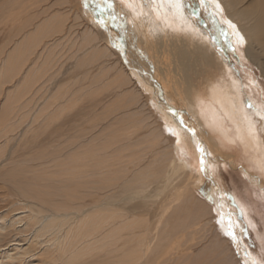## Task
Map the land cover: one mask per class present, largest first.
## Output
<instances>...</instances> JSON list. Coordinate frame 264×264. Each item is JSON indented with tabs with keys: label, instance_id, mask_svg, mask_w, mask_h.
Listing matches in <instances>:
<instances>
[{
	"label": "bare ground",
	"instance_id": "bare-ground-1",
	"mask_svg": "<svg viewBox=\"0 0 264 264\" xmlns=\"http://www.w3.org/2000/svg\"><path fill=\"white\" fill-rule=\"evenodd\" d=\"M110 2L0 0V181L16 197L0 240L34 238L0 255L22 264L41 245L48 264H253L211 178L229 148L264 184V89L243 82L227 54L240 61L244 46L264 79V0H136L139 14L121 3L130 0ZM88 104L98 122L86 132L69 118L92 123ZM13 143L29 155L4 165ZM203 176L213 206L196 194Z\"/></svg>",
	"mask_w": 264,
	"mask_h": 264
},
{
	"label": "rangeland",
	"instance_id": "rangeland-1",
	"mask_svg": "<svg viewBox=\"0 0 264 264\" xmlns=\"http://www.w3.org/2000/svg\"><path fill=\"white\" fill-rule=\"evenodd\" d=\"M130 1L131 2L128 4H127V2L126 3L121 2V3L123 6H126L127 8H129L132 12L134 11L133 13L137 12L139 14L138 10L142 9L140 2H138V3L135 2V4H134V1H136V0H130ZM138 7H139V9H137ZM129 23L131 24V22H129ZM140 30L143 32V29H140ZM207 31H209V30L207 29ZM209 32L212 35H214V31H213V33H212V30ZM148 35H150V33H148ZM139 37H141V34L139 35ZM7 41H8V38L6 36H3V39L1 37L0 38V45H5L7 43ZM239 47H240V49L237 50V53L241 59L240 61H237L236 59H231L232 55H230V53H227L228 57H230V60H232L231 64H232V68L234 69L233 71H235V73L239 74V76L243 80V82H246V83L257 82L258 84H260L259 86H262L264 89V79L262 78L260 71L257 69L256 66H254L251 62H249L246 59L245 54H244L245 47L244 46H239ZM130 48L132 49V50L130 49L132 51V54L135 55V49H133L131 46H130ZM3 57H5V54L3 55ZM74 72H75V70H71V74H69V78L71 76L73 77ZM67 79H66V81L61 82L60 85H62V86L64 84L69 85V82H71V81H69L70 79H68V80ZM8 87H10V86L7 85L5 87V89ZM4 93H5V90H4ZM4 93L2 95H0V102H2L4 100ZM260 93H262V92L260 91ZM256 97L260 99L259 96H256ZM262 100L263 99H260L259 102ZM261 104H260V107L262 106L261 108L264 110V104H262V105ZM97 105H98V103H97ZM88 106H90V107L85 111L86 116H87L86 118H87V121L89 119L92 121V123L88 121L87 124L84 125V118L83 117L79 118L80 116H75V117L69 118V120L71 121V124H70L71 126L83 124V126H82L83 130H85L86 132L92 130L91 125L95 122H98V116H97L98 106L95 108L91 104H88ZM91 112L93 115L91 114ZM1 113H2V110L0 109V114ZM96 117H97V119H96ZM202 117H203V115L201 116V118ZM206 122L204 119L202 120V127L204 128L203 130L205 132H207L210 137H212L213 139L217 140V142H219V140L217 139V136L213 133V129H211V130L207 129V128H209V126L207 125ZM206 126H208V127H206ZM96 130L94 129V131H96V133L98 134V128H96ZM65 133H68L67 129L65 130ZM13 145H16V144L15 143L10 144L8 151H6L4 153L5 156H4V159L2 160L3 162H5L4 165L10 163L12 159H16L18 161H20V159L24 160L25 156L29 155V153L27 152V151H29L28 149L22 150L19 148L18 149L15 148L12 150ZM46 145H48V146H46ZM52 145H53V143H50L49 141H45V142H43V144L40 145V151L46 152L47 150H50V147H52ZM219 146H220V144H218V147ZM219 148H221V146ZM229 150H230L229 148L228 149H222L221 154L225 158L228 157V159H225V161L221 162L215 168H213L214 170H212V171H213L214 177H212L211 179L214 180V182H216V184H218L220 187H222V189L225 190V193H227V195L229 196L230 205H227V210H228V212L230 211V213H232L233 216L237 219L235 226H237L239 228V230L237 231L235 229L236 234L238 235L237 237L240 239V242L243 244V247L245 248L247 255L252 256L254 259H256L258 264H264V184L262 183V185H261V184L257 183L258 182L257 181L258 180L257 175L259 178V173L253 172L252 170H249L247 168V165H248L247 161H245L244 159H241V157L239 155H237L235 152H233V151L231 152V150L230 151ZM13 153L14 154L16 153V154L12 159H9L10 160V162H9V160H7V158L11 154L13 155ZM234 155H236V157ZM229 157L231 159H229ZM188 158H189V161L192 159L191 163H193L194 166L198 165V162L196 164V156H195V150L194 149H189ZM199 159H200V157H199ZM235 159L237 161H235ZM7 161H8V163H7ZM218 166H219V168H218ZM199 168L201 169V166ZM243 169H244V171H243ZM209 171H210V169H209ZM197 183H198L197 188H196L197 196H199L200 198H203L204 200H207L208 204L209 205L211 204V206H213V198L211 196H210V198H211L210 200L208 198L209 197L208 189L211 185L209 179L206 178L205 176H203L202 183L199 180ZM15 198H16L15 194L13 193L12 190L9 189V185L7 183L4 184L2 181H0V217L7 215L11 211V209L13 207V203L16 201ZM81 204H84L85 209H88L92 205L98 204V192L94 196H91V197L88 196L85 199H83V201H81ZM72 206H71L70 212L75 213L76 210L72 209ZM21 207H23V206H20V207L18 206V208H21ZM49 211L51 212V209H47L45 211V214H43V215H48ZM241 212H243V216L240 215ZM247 212L249 213L250 216L248 215ZM249 218H250V220L252 219L251 221L253 222L255 227L258 225L257 228L259 229V231L258 230L257 231H258V234H260V235H258L259 238L262 239L261 244L257 240V234H256L257 228L255 229V231H256V233H255V231L251 227ZM76 219H78L76 215L71 216V218L68 219L69 222L67 223L66 226H69L68 224L74 220H75V223H77ZM75 226H76V224H73V225H71L70 228H73ZM242 229H243V231H242ZM209 230H210V228L208 227V231L206 232V234H208V235H209ZM17 234H18V232L15 233V235H17ZM11 237H8L9 239L1 238V240H0V245L2 246V249H4L5 253H6V251L8 252V251L13 250L17 246L20 248L26 249L30 245V242H32L34 239L33 237L31 238L30 236L25 235L23 237V242L20 243L19 242V240H20L19 236L11 239L12 241L10 240ZM242 238L244 239V241ZM15 239H16V241H14ZM48 239H50V238H48ZM92 239L93 238H88L85 243H87L88 241H92ZM202 239H204V238L202 237ZM40 247H41V245L37 246L36 249L32 248L33 250H31L30 253L27 254V256H26L27 259L22 264H48L50 262V255L47 251H45L46 246H44L42 251H39ZM247 250H248V252H247ZM7 262H10V260L5 259L4 252H3V254L0 255V264H5ZM89 263L98 264V263H94V260L89 261Z\"/></svg>",
	"mask_w": 264,
	"mask_h": 264
},
{
	"label": "snow or ice",
	"instance_id": "snow-or-ice-1",
	"mask_svg": "<svg viewBox=\"0 0 264 264\" xmlns=\"http://www.w3.org/2000/svg\"><path fill=\"white\" fill-rule=\"evenodd\" d=\"M103 3L107 6V8H111L112 7V4H111L110 0H103ZM200 3L203 4L205 6V8H207L209 6L208 3H207V0H200ZM216 7L219 9L220 5L217 4ZM230 26L235 28V25H230ZM242 41H243V38L241 37V42ZM233 51H235V49H233ZM246 106H248L249 108L252 107L250 102H247V101H246ZM199 150L201 151V153H203V149H199ZM201 165H202V168H203V156H202V159H201ZM240 215L243 216V212H241ZM229 224H231L230 220H229ZM242 231H243V229H242ZM228 235L231 236L233 239H235V232L233 230H231V228H230V230L228 232ZM253 264H256V262L253 261Z\"/></svg>",
	"mask_w": 264,
	"mask_h": 264
}]
</instances>
